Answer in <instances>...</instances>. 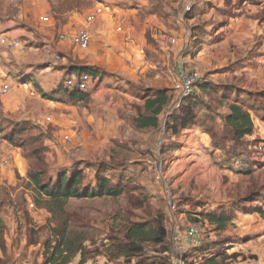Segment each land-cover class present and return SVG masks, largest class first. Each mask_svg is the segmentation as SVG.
Returning a JSON list of instances; mask_svg holds the SVG:
<instances>
[{
    "label": "rangeland",
    "instance_id": "obj_1",
    "mask_svg": "<svg viewBox=\"0 0 264 264\" xmlns=\"http://www.w3.org/2000/svg\"><path fill=\"white\" fill-rule=\"evenodd\" d=\"M57 1L0 0V84L13 86L0 99V264H42L54 227L50 214L34 203L37 192L28 175L36 163L4 139L20 125L27 129L20 139L42 141L43 182L74 166L85 170L90 183L99 169L125 186L119 198L67 201L69 221L85 234V264H109L104 253L110 237L121 238L125 226L158 218L169 236L177 237L182 253L187 251L189 222L176 208L171 213L168 201L190 211L222 207L234 221L224 233L229 246L217 252L237 255L225 264H264V216L259 214L264 215V0H82V16L98 3L110 8L95 19L105 31L91 39L98 48L93 62L89 49L73 51L69 39L77 28L64 31L66 17L55 21L47 12ZM116 8L134 10L127 17L130 36L114 32ZM41 16L49 21L43 23ZM41 61L50 66L48 74L38 72ZM81 62L96 73L87 102L44 100L34 84L28 85L31 76L40 89H59V79ZM181 63L197 75L191 96L197 106L193 124L175 134L166 127L182 105L173 90ZM223 86L238 89L230 102L256 103L253 135L237 144L221 138L219 118L226 110L217 100ZM160 92L173 99L157 129H139L136 119L144 101ZM249 167L250 175L244 172ZM196 225L199 241L213 240L209 226ZM204 253L198 252L193 264H201L209 255ZM79 260L77 255L70 264Z\"/></svg>",
    "mask_w": 264,
    "mask_h": 264
},
{
    "label": "trees",
    "instance_id": "obj_2",
    "mask_svg": "<svg viewBox=\"0 0 264 264\" xmlns=\"http://www.w3.org/2000/svg\"><path fill=\"white\" fill-rule=\"evenodd\" d=\"M85 5L82 0H58L56 7L51 8L50 6V10L54 15V20L57 21L60 17L65 18L68 13L79 12ZM72 68L74 69L71 73H86L93 79L96 77L93 69L85 67ZM61 80H59V84H63L64 80ZM29 82H32V79ZM32 84H34L38 95L48 101L58 100L57 102H61L68 100L72 103H83L90 98L89 92L67 89L64 85L59 89L53 88L49 91H43L36 83ZM207 89L206 86H200L202 92L208 93ZM222 90L223 93L217 100L218 106L226 110V113L219 118L223 122L221 138L227 143L237 144L245 137L253 135L254 124L251 112L257 113L255 112L256 103L247 100V103L244 104L237 101L236 98L233 102H230L231 96L238 94V89L223 86ZM261 94L264 97V92ZM192 95L193 93L189 97L180 100L182 105L178 109V111L180 110L179 115L174 112L172 117L167 116L168 119L171 117L173 121L171 126L166 127L167 130L179 134L193 124L195 119L194 109L197 102L191 99ZM172 99L165 92L147 98L144 101L141 113H137L136 125L138 128L157 129L159 120ZM13 130L15 131V129ZM26 132V127L20 125L16 128L14 135L5 136L4 139L13 147L23 150L26 157L36 163V167L28 175L30 183L37 192V199L34 203L47 211L54 223V227L49 230L50 238L44 244L42 264H70L77 255L80 257L78 264H85L86 260L83 257L85 234L77 231V228L69 221V216L65 210L67 201L69 199L81 200L103 197L119 198L124 195L125 186L122 182L114 183L109 178L101 175L99 169L95 171L94 181L90 183L88 180L85 181V170L74 166L69 171L58 173L54 181L43 182L41 171L44 161L42 141L29 137L20 139L19 137L24 136ZM250 168L243 169L245 174L250 175L252 171ZM240 210H245V207L240 208ZM176 212L187 219L189 226H197V223L209 226L210 232L214 236L212 237L213 240L210 241H199L198 237V244L194 246H191L187 241L189 249L181 255L182 264H193L197 259L198 252L209 254L203 257L204 260L201 264H225L228 259L237 258L234 253L228 256L223 252H217V249H225L229 246L226 245L228 239L224 236V233L229 226L233 225L234 215L222 207L207 211H190L188 208L176 205ZM259 214L264 216L263 211H259ZM110 242L106 253H104L106 262L109 264L117 260H122L123 264H176L173 261L174 250L170 243L169 231L162 218L150 223H134L125 226L123 236L121 238L110 237ZM145 246H149L151 249L146 250ZM0 249H3V246H0Z\"/></svg>",
    "mask_w": 264,
    "mask_h": 264
},
{
    "label": "built area",
    "instance_id": "obj_3",
    "mask_svg": "<svg viewBox=\"0 0 264 264\" xmlns=\"http://www.w3.org/2000/svg\"><path fill=\"white\" fill-rule=\"evenodd\" d=\"M190 7L191 2L186 3L184 6L185 12L188 11ZM104 11L107 10H105L103 7H95L85 16L84 26L79 28L74 33L72 38V45L77 51H86L89 48L91 43V35L88 27L95 21L97 17L103 15ZM40 21L46 23L48 22V19L41 17ZM116 22L118 25L117 32H120V30L125 24V19L123 17H120L116 20ZM59 37L61 40H65V36L60 35ZM0 42L3 44L4 40H1ZM170 43L174 44L175 41L171 39ZM14 46H16V44H14ZM93 80L94 79L86 73H69L65 77L63 85L67 89H76L79 92H87L90 90V88L93 87ZM197 82V75L189 71L185 67V65L181 63L177 70L176 81L173 85V90L178 96V103L182 98L189 97L193 93ZM12 90V83H10L9 81L2 82L0 84V99L7 97L12 92ZM259 148V150L263 149V147ZM167 205L168 209L171 211V213H173L176 208L175 202L168 201ZM30 206L33 207L32 204ZM198 235V229L194 225H190L185 231V237L187 241L191 244V246L198 244ZM170 242L172 244L174 252L176 253V255H178V260L176 261V264H182V249L179 247V245H177V237L175 235H172L170 237Z\"/></svg>",
    "mask_w": 264,
    "mask_h": 264
},
{
    "label": "crops",
    "instance_id": "obj_4",
    "mask_svg": "<svg viewBox=\"0 0 264 264\" xmlns=\"http://www.w3.org/2000/svg\"><path fill=\"white\" fill-rule=\"evenodd\" d=\"M109 1H111L112 3H117L118 4V2L119 1H122V0H109ZM95 7H103V5L100 3H98L97 4V6H95ZM94 7V8H95ZM104 8V7H103ZM47 9V12L48 13H50V9H48V8H46ZM105 10H107V12L109 11V7H105L104 8ZM115 10V15H113V16H115V18H114V20H115V22H114V32H117V28L115 29V24H117V22H116V20L118 19V18H120V17H123L124 19H125V24H124V26H123V28L120 30V32H117V33H122V35H128L129 34V36H130V32H129V22H128V19H127V17L129 16V14H131V13H133L134 12V10H130V11H127L126 10V12H124V10H122V9H114ZM106 12H104V14H105ZM127 15V16H126ZM41 17H44V18H47V16H41ZM40 17V18H41ZM66 22H65V24H63V30L65 31V30H71L72 28H77L74 32H76L79 28H81L82 26H84V20H85V15L84 16H82L80 13H78V12H71V13H68L66 16ZM39 18V19H40ZM48 19V18H47ZM100 20V19H99ZM49 21V20H48ZM98 21V20H97ZM97 21H95V22H93L92 24H90L89 25V32H90V35H91V39H95V38H97L98 36H101L100 34L103 32V31H105V28H104V26H103V24L101 23V22H97ZM74 32L72 33V38H73V35H74ZM121 36V35H120ZM72 38L71 39H69V40H71V44H72ZM64 41V40H63ZM92 42V41H91ZM91 44V43H90ZM127 45V44H126ZM129 45V44H128ZM60 47H63L61 44L59 45ZM65 46V45H64ZM90 48H88L89 50L87 51V53H88V55H89V59H91V62H93L94 61V59H95V57H94V53L93 52H95V51H97V47H96V45L95 44H91L90 46H89ZM72 48H73V51L75 52V53H80L79 51H77L74 47H73V45H72ZM56 49H59L60 50V48H56ZM86 53V54H87ZM85 54V55H86ZM83 56L84 55H79V57L78 58H80V59H82L83 58ZM76 61V60H75ZM45 64L46 63H44V61L42 62H40L39 63V66H41V69L38 71L39 73H49L50 72V66H45ZM88 64H86V63H83V62H81V63H79V64H75L74 65V67H76V68H81V67H86ZM37 72V73H38ZM52 74V73H51ZM52 75H54V74H52ZM51 76V75H50ZM26 77H28L27 75H26ZM29 78V80H31L32 79V81L34 80V81H36V78L34 79V78H32L31 76H29L28 77ZM58 79H59V76L58 77H56V76H54L53 77V81H58ZM61 79V78H60ZM59 79V80H60ZM37 84V83H36ZM28 85L29 86H32V82H29L28 81ZM52 86V85H51ZM47 87V89H42L43 91H49V90H51V89H53V88H55V86H52L51 88H50V85H47V86H45L44 88H46ZM49 88V89H48Z\"/></svg>",
    "mask_w": 264,
    "mask_h": 264
}]
</instances>
